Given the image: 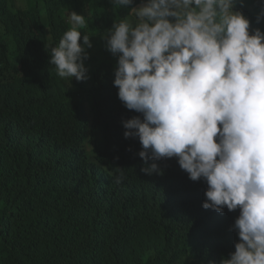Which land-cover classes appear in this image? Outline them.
Returning a JSON list of instances; mask_svg holds the SVG:
<instances>
[{"label": "trees", "instance_id": "obj_1", "mask_svg": "<svg viewBox=\"0 0 264 264\" xmlns=\"http://www.w3.org/2000/svg\"><path fill=\"white\" fill-rule=\"evenodd\" d=\"M145 2L0 0V264H204L228 249L227 207L203 211L176 157L145 164L138 137L122 134L105 34ZM72 8L93 48L87 81L68 85L44 58ZM236 8L264 32L258 0ZM152 163L159 174L141 171Z\"/></svg>", "mask_w": 264, "mask_h": 264}, {"label": "clouds", "instance_id": "obj_2", "mask_svg": "<svg viewBox=\"0 0 264 264\" xmlns=\"http://www.w3.org/2000/svg\"><path fill=\"white\" fill-rule=\"evenodd\" d=\"M107 1L123 8L139 0ZM237 2L146 0L131 7L133 20L115 21L105 34L118 56L109 85L124 137H138L145 164L176 157L199 187L203 211L229 210L222 219L231 243L204 264H264V32H250ZM258 4L257 23L264 0ZM86 17L69 10L68 30L46 46L47 74L68 85L89 77ZM141 171L161 172L156 163Z\"/></svg>", "mask_w": 264, "mask_h": 264}, {"label": "rangeland", "instance_id": "obj_3", "mask_svg": "<svg viewBox=\"0 0 264 264\" xmlns=\"http://www.w3.org/2000/svg\"><path fill=\"white\" fill-rule=\"evenodd\" d=\"M92 44V43H91ZM93 48V44H92V46L90 47V48H88V47H85V50H86V52H88L90 49H92Z\"/></svg>", "mask_w": 264, "mask_h": 264}]
</instances>
